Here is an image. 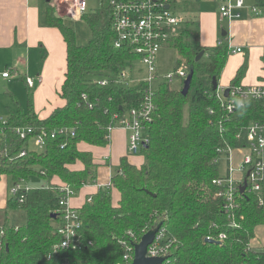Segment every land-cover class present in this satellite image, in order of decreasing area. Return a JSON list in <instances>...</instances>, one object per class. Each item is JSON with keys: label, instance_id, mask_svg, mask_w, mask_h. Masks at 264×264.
I'll list each match as a JSON object with an SVG mask.
<instances>
[{"label": "trees", "instance_id": "1", "mask_svg": "<svg viewBox=\"0 0 264 264\" xmlns=\"http://www.w3.org/2000/svg\"><path fill=\"white\" fill-rule=\"evenodd\" d=\"M184 1L194 12L200 9L199 0ZM258 1L264 6V0ZM82 19L91 29L85 44L77 41L75 29L54 6L46 4L47 24L59 28L66 42L67 67L58 91L65 102L45 118L34 112L30 102L29 111L19 107L5 125L0 179L7 175L19 183L41 175L48 185L30 188L23 200L9 195L5 211L24 210L27 222L17 226L3 220L6 245L2 264H123L124 242L136 245L159 224L164 244L169 243L162 264H264V247L251 244L257 229L264 226V179L260 192L238 191L230 212L226 211L225 185L214 182L224 177L218 169L223 151L248 146L250 124H264V98L238 100L232 110L228 109L233 97L218 96L221 88L214 89L212 82L216 78L219 83L231 54L229 43L222 39L213 46L203 45L196 15L173 42L179 54L178 66L184 63L189 70L194 69L190 91L184 95L182 88L167 82L158 86L148 124L150 139L140 151L145 162L137 166L122 156L111 184L99 188L92 200L79 208L80 242L69 248L59 246L62 237L56 230L62 221L61 194L52 178L58 176L77 189L95 183L98 165L93 153L81 150L78 144L108 145L109 127L140 106L145 88L143 83L130 85L116 80L134 55L128 48L113 45L111 0H102L99 8ZM201 51L204 55L197 61ZM248 66L247 58L230 90L241 84ZM105 77L110 81L103 85L100 81ZM25 127L33 131L23 138L17 129ZM42 131L46 145L39 150L30 140ZM26 146V154L19 156ZM77 161L84 168L70 167ZM113 188L120 194L117 203L113 202ZM221 234L226 236L223 242L206 240Z\"/></svg>", "mask_w": 264, "mask_h": 264}, {"label": "built area", "instance_id": "2", "mask_svg": "<svg viewBox=\"0 0 264 264\" xmlns=\"http://www.w3.org/2000/svg\"><path fill=\"white\" fill-rule=\"evenodd\" d=\"M216 1V0H215ZM173 2L176 5L173 6ZM56 9L58 15L64 10L66 17L73 20L81 19L84 14L88 13V0H50L49 2ZM113 5V29L115 36L113 45L115 48H128L134 55L129 62L130 68L137 62H140L145 69H139L144 76L131 78L130 71L123 69L116 80L118 82H126L130 85L145 84L142 101L139 107L130 109L127 113L118 118L116 124L109 127L111 131L119 126L128 131V149L131 154L140 153L150 139L148 124L151 122L153 112L155 110V93L158 86L162 82L170 83L174 86L176 80H181L183 88L184 81L188 77L190 70L182 63L174 70L162 73L159 71L158 55L161 48L173 43L174 38L179 34L178 26L186 24L188 20L182 14L180 8V0H111ZM218 12L221 18H227L230 21L240 19L245 12H250L253 16H263L264 6L259 4L258 0H217ZM62 13V14H63ZM230 46V45H229ZM242 48H231V53L241 52ZM4 77H9V70L3 72ZM38 82L41 81L39 77ZM35 77L26 76L25 81L30 88L37 85ZM110 81V77L103 78L100 83L105 85ZM175 87V86H174ZM179 88V87H178ZM87 98V95H83ZM218 96H224V89L218 90ZM233 99L228 103V109L232 110L236 106V101L244 99L264 98V82L253 85H235L230 90ZM92 106V104H91ZM7 119L0 116V152L5 145V125ZM33 131L32 127L18 128L17 132L21 137L25 138L27 134ZM46 133L42 131L34 135L30 143L35 142L33 148L42 150L46 145ZM110 138V135H109ZM249 144L243 148H230L226 150L228 171L223 178H217L215 183L225 185L226 211L230 212L236 205V195L240 191V187L247 179V188L250 191L260 192L262 189V180L264 179V124L253 122L248 128ZM234 149H245L238 169L243 172L241 178L235 177L236 167L233 165ZM226 151H223L225 154ZM27 146L24 147L19 156L25 155ZM234 152V151H233ZM223 154V155H224ZM247 172L249 175L247 176ZM22 180L21 182H23ZM21 182L13 183L10 188V195L20 196L21 200L24 193L30 188H23ZM74 187L70 184L59 185L61 194L59 205L62 213V221L57 227V232L62 237L60 247L69 248L80 242L79 230L82 226L80 210L71 205L70 198L74 195ZM92 197L88 201H91ZM262 201V199H261ZM232 215V214H231ZM18 226V225H17ZM5 229L3 222H0V264H2L3 254L5 252ZM225 234H221L218 238L207 236L206 240H215L223 242ZM164 230L159 229L154 242L149 245L147 255L150 257H167L169 252V243L164 244ZM125 243V252L123 256V264H132L135 255V245ZM261 247H264L261 246ZM122 264V263H119ZM248 264V263H245Z\"/></svg>", "mask_w": 264, "mask_h": 264}, {"label": "crops", "instance_id": "3", "mask_svg": "<svg viewBox=\"0 0 264 264\" xmlns=\"http://www.w3.org/2000/svg\"><path fill=\"white\" fill-rule=\"evenodd\" d=\"M45 1L46 3L44 0H0V77L10 78L12 72L22 74L23 69L25 70V75L22 74L23 79L27 75L35 77L36 80L41 77L40 82L37 80V87L34 91L35 107H33L34 112L40 118L49 116L57 106L64 104L65 101L58 91L65 79L67 67L66 42L59 28L47 24L46 4L48 2ZM205 3L208 4L207 9L211 14L204 15L208 17L204 24H202V16L205 12L202 11L200 14L201 43L213 46L225 39L231 48H242L241 52L230 54L219 79V87L224 89L231 85L232 79L247 58L249 66L241 83L253 85L264 82L261 79V76H264V15L253 16L246 11L242 18L231 21V28L226 30L227 35L224 37V29L221 25L224 18L218 19L217 0ZM199 5H201L200 2ZM210 15L213 17H209ZM202 27L203 31L205 29V39L202 38ZM63 58L64 61L60 64ZM36 63L41 66V69L36 76H33L35 74L31 72L36 70ZM7 70L10 76L4 77L2 74ZM78 146L81 150L93 153L98 172L95 183L85 184L71 196V205L77 208L89 200L99 188L111 184V178L118 171L122 156H128V159L137 166L145 162L143 154L129 152L128 131L119 126L111 131L110 142L106 146H95L83 141ZM238 150L233 152V165L237 168L235 177L241 178L243 172L238 169V166L246 150ZM70 167L82 169L84 164L77 161ZM115 167H117L116 171ZM51 182L58 185L64 184L58 176H54ZM9 195L10 189L6 188L0 192L1 209L5 208V200L7 203ZM119 198V192L113 188V202L117 203Z\"/></svg>", "mask_w": 264, "mask_h": 264}, {"label": "rangeland", "instance_id": "4", "mask_svg": "<svg viewBox=\"0 0 264 264\" xmlns=\"http://www.w3.org/2000/svg\"><path fill=\"white\" fill-rule=\"evenodd\" d=\"M211 1V0H200L199 2L201 5H199V10L197 12H194L190 6V3L187 6V3L184 0H180V5L181 8L180 10L182 11L181 13L185 15L187 19H191L195 15L197 18H200V14L202 11L205 12L202 16V24L205 23L206 19L208 18L207 14H211L210 11H208L207 7L208 4L205 2ZM46 3V1L44 0ZM198 2V3H199ZM214 4V2H212ZM89 4V10L93 11L97 8H99L102 5V0H88ZM176 5V2H173V6ZM52 6V5H51ZM211 6V5H210ZM213 6V5H212ZM211 6V7H212ZM214 8V7H212ZM56 10V9H55ZM210 10V9H209ZM64 10H61V17H63L64 22L72 26L75 31H76V38L77 41L81 44L88 43L90 38H91V29L86 22L85 19H76L73 20L71 18L66 17V15L63 13ZM63 13V14H62ZM219 14V13H218ZM218 19H221L220 14L218 15ZM209 17H213L210 15ZM221 25L223 26L224 30H229L231 28L232 22L224 18V20L221 21ZM188 26L187 24H181L178 26V30L181 31ZM200 30V26H199ZM202 33V38L205 39V29L203 31V27L201 28ZM206 56H204V59ZM178 59H179V54L178 50L175 47L174 43H170L166 45L165 47L161 48L159 51L158 55V66H159V71L162 73L168 72L170 70H174L178 66ZM36 61V60H34ZM61 60L60 64H62ZM36 70H32V74H35L33 76H36V74L40 71L41 66L39 64H35ZM11 67V66H10ZM12 68V67H11ZM145 69L143 65L140 62H137L134 64L132 68L127 67V71H130V76L131 78H136V77H142L144 76V71L142 73L139 72V69ZM25 73V70L23 69V75ZM21 73H14L12 72V75L10 78H1L0 77V116L4 117L5 119H8L10 115L12 114L13 111H17L19 107H21L24 111H29L30 109V102H32L33 107H35V88L33 89V93L31 95L30 90L31 88L28 87L27 83L24 81V77L22 76ZM175 87H180L182 85L181 80H176L173 84ZM32 147L35 146V142L33 141L31 143ZM239 151L238 149H234ZM233 150V151H234ZM232 151V153H233ZM223 154V153H222ZM115 171L117 170V167L114 168ZM218 169H219V174L222 176H225L227 174L228 170V162H227V155H222L219 164H218ZM14 181L12 180L11 177L2 175L0 179V192L3 190H6V188L9 190ZM23 188H36V187H42V186H47L48 185V180L41 176V175H34L30 178V180H25L21 182ZM78 192V189H74V194ZM73 196V195H72ZM6 204V200H5ZM2 207L0 206V222L2 223L5 218L10 223L16 224V225H23L27 222V214L24 210H7L1 209ZM251 244L257 248L261 247V245H264V226H261L257 229L256 236L255 238L251 241Z\"/></svg>", "mask_w": 264, "mask_h": 264}, {"label": "water", "instance_id": "5", "mask_svg": "<svg viewBox=\"0 0 264 264\" xmlns=\"http://www.w3.org/2000/svg\"><path fill=\"white\" fill-rule=\"evenodd\" d=\"M47 2L49 3L50 0H47ZM226 35H227V31L224 30L223 36H226ZM203 55H204V51H201L197 55L196 60L199 61ZM193 77H194V69L191 68L189 75L185 79L184 86L182 88V93L184 95H187L188 92L190 91ZM212 84H213L214 89L217 90L219 88V83L216 80V78H213ZM229 95H230V88L229 87L224 88V96L229 97ZM248 175H249V172H247V176ZM246 188H247V179H245L244 184L240 187V191L244 192ZM160 227H161V224L149 230L147 233L143 235L140 242H138L135 245V255H134V260L132 264H162L163 263V261L165 260V257H150L147 255L148 247L154 242L156 238V234L159 231ZM208 241L215 242V240H208Z\"/></svg>", "mask_w": 264, "mask_h": 264}]
</instances>
